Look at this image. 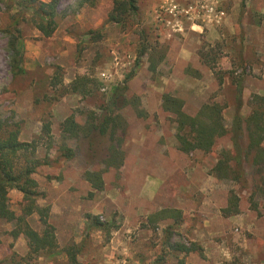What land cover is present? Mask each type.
<instances>
[{
  "label": "rangeland",
  "instance_id": "obj_1",
  "mask_svg": "<svg viewBox=\"0 0 264 264\" xmlns=\"http://www.w3.org/2000/svg\"><path fill=\"white\" fill-rule=\"evenodd\" d=\"M81 1L61 0L58 29L48 39L30 13L22 20L17 2L0 1V123H19L20 141H36V157L49 162L35 179L45 195L38 205L50 207L57 241L55 254L29 258L24 235L14 239L15 224L0 221V264H67L70 246L80 250V264H157L161 257V264H264V197L254 194L253 170L246 166L247 186L212 175L219 152L232 149L231 134L210 154L183 153L175 117L162 107L167 94L183 100L191 116L220 104L228 131L238 112L251 115L254 97H264V0H138L139 11L125 26L108 21L115 0L83 7ZM15 22L26 71L18 77L9 67L6 34ZM85 76L92 81L88 95L65 91ZM136 98L144 118L131 104ZM107 115L120 116L113 136L111 130L78 138L63 132L71 117L85 127ZM61 147L74 158L60 157ZM117 150L123 165L107 168ZM87 172L103 173L102 190L87 181ZM232 192L239 212L228 216ZM9 198L22 215L23 195L14 190ZM164 210L179 211L181 221H160ZM90 217L109 227L87 228ZM28 222L43 231L37 214ZM179 246L202 253H182Z\"/></svg>",
  "mask_w": 264,
  "mask_h": 264
},
{
  "label": "trees",
  "instance_id": "obj_2",
  "mask_svg": "<svg viewBox=\"0 0 264 264\" xmlns=\"http://www.w3.org/2000/svg\"><path fill=\"white\" fill-rule=\"evenodd\" d=\"M1 1V0H0ZM18 3L21 9V18L24 19L26 13L32 16V22L35 28L46 39L51 38L58 29L57 18L60 16L61 0H52L50 3L39 2L38 0H10ZM97 0H82L80 6H94ZM114 9L109 14L108 21L115 25L125 26L128 20L135 17L139 11L138 0H115ZM6 31L8 36V52L10 55L9 67L14 77L24 75L22 66L23 60V36L18 28L19 22ZM14 28V29H13ZM149 49H143L141 55L148 53ZM162 60V59H161ZM131 75L128 79H130ZM55 83L59 84V77L54 78ZM92 81L88 77H79L69 85L66 92L74 94L88 95L90 93L89 85ZM123 91L127 87L122 88ZM243 81L237 82L236 95L239 103L238 111L242 105ZM163 110L175 117L176 133L175 138L180 151L186 154L193 152H202L210 154L219 139L231 134L232 149H222L218 156V162L212 170V175L219 181L232 182L241 185H248L249 165L253 170L251 174L254 183V194H260L264 197V97L255 96L251 105L252 113L246 119H243L239 112L232 124L231 131L225 126L224 110L226 107L220 104H206L195 116L188 115L184 109L183 100L170 94L163 96ZM131 104L137 109L139 117H146L144 110L140 108L139 99H133ZM108 116V115H107ZM119 115H111L102 118L99 125L93 121L85 127L78 125L73 117L67 119L63 125L64 134L71 138H78L79 134L85 137L90 136L92 132H97L100 136H105L111 130L112 136L118 128ZM45 131L50 132L49 125L45 126ZM21 125L11 121H1L0 123V221L15 224L16 228L11 235L14 239L24 235L29 246V258L41 252L52 255L57 250V241L55 229L49 223L50 207H40L39 200H43L45 195L39 191V184L35 179L39 168L49 165V162L42 161L36 157L39 145L36 141L27 143L20 141ZM60 157L67 160L74 158V153L67 147H61ZM124 154L120 150L115 151L108 159L107 168H119L123 165ZM102 172L86 173V179L94 189H103ZM18 191L23 195L26 203L23 214L17 216L11 209L9 194L11 191ZM239 197L231 193L230 207L224 210L228 216L238 213ZM37 214L43 227L42 232L32 229L28 218ZM160 221L174 219L176 223L181 221L182 216L176 210H164L157 214ZM89 229L104 231L107 227L99 218H89ZM168 230H171L169 228ZM167 230V232H168ZM171 241V239H170ZM168 241V243H170ZM182 253H193L202 250L193 247L187 249L184 246L177 248ZM79 249L70 246L65 249L69 258L67 264H80L78 261ZM164 257L159 259V263H164ZM183 264V263H181Z\"/></svg>",
  "mask_w": 264,
  "mask_h": 264
}]
</instances>
